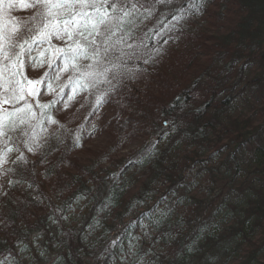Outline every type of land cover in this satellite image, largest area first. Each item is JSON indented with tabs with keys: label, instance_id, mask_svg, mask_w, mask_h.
I'll return each instance as SVG.
<instances>
[{
	"label": "trees",
	"instance_id": "16d2710c",
	"mask_svg": "<svg viewBox=\"0 0 264 264\" xmlns=\"http://www.w3.org/2000/svg\"><path fill=\"white\" fill-rule=\"evenodd\" d=\"M139 13L131 72L95 86L61 72L29 101L50 104L58 123L24 126L35 125L33 152L10 134L0 264H264V0H172ZM61 66L26 59L24 74Z\"/></svg>",
	"mask_w": 264,
	"mask_h": 264
},
{
	"label": "snow or ice",
	"instance_id": "6c2138e0",
	"mask_svg": "<svg viewBox=\"0 0 264 264\" xmlns=\"http://www.w3.org/2000/svg\"><path fill=\"white\" fill-rule=\"evenodd\" d=\"M19 3L21 10L30 11L29 17L7 29L0 26V139L5 142L0 166L7 163L8 153L13 150L8 147L11 133L27 137L25 147L33 152L30 141L36 139L35 125L31 126V132L24 126L33 119L39 124L45 117L52 124L58 123L44 111L50 104H36L38 111H34L29 102L40 95V85L54 91L51 81L59 78L61 72L72 73L76 83L84 79L93 86L101 80L111 83L110 76L116 78L125 71L131 72L128 61L139 59L144 46L143 41L133 42L134 29L143 15L139 9L144 8L151 16L156 4L167 5L172 0H151L147 5L142 0H19ZM199 3L203 4V0ZM0 5L11 8L14 0H0ZM191 7H196L195 2ZM174 18L177 22L185 19L184 15ZM53 38L61 44L53 45ZM48 51L52 55L47 59L32 55L38 52L43 57ZM26 59L33 68L44 64L52 68L57 59L62 66L53 74L46 72L43 78L32 80L24 74ZM17 159L27 163L22 154Z\"/></svg>",
	"mask_w": 264,
	"mask_h": 264
},
{
	"label": "rangeland",
	"instance_id": "374dc122",
	"mask_svg": "<svg viewBox=\"0 0 264 264\" xmlns=\"http://www.w3.org/2000/svg\"><path fill=\"white\" fill-rule=\"evenodd\" d=\"M23 10H21V6H20V3H19V0H14V6L11 7V8H8L7 6L5 7V9H0V15L3 17H7V18H11V16H14V18L16 16H18L17 14L20 13V15H22L21 13ZM0 16V17H1ZM109 112L110 113V109H107L106 113ZM105 113V114H106ZM96 122V121H95ZM100 139H102V137H96L95 140L92 141L91 143V147L92 146H97V144H99L100 142H98ZM133 145V146H132ZM131 146H129L127 148V150L131 151L133 148H134V144H132ZM121 153H125V151H122Z\"/></svg>",
	"mask_w": 264,
	"mask_h": 264
}]
</instances>
